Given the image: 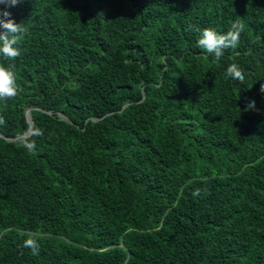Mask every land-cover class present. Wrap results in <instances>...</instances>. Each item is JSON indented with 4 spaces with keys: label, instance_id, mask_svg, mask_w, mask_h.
<instances>
[{
    "label": "trees",
    "instance_id": "1",
    "mask_svg": "<svg viewBox=\"0 0 264 264\" xmlns=\"http://www.w3.org/2000/svg\"><path fill=\"white\" fill-rule=\"evenodd\" d=\"M0 11L28 29L0 56L19 88L0 101V264H264V0ZM236 20L219 63L197 46L192 26Z\"/></svg>",
    "mask_w": 264,
    "mask_h": 264
},
{
    "label": "clouds",
    "instance_id": "2",
    "mask_svg": "<svg viewBox=\"0 0 264 264\" xmlns=\"http://www.w3.org/2000/svg\"><path fill=\"white\" fill-rule=\"evenodd\" d=\"M22 2L23 0H0V5H4L5 8H8L14 7ZM192 30L198 33V38L196 40L197 46L203 49L206 55L214 57L219 63L226 49H235L238 46L240 35L244 30V25L238 20L233 21L229 29L224 33L217 32L211 27L201 29L192 26ZM27 32L28 29L26 26L21 22H15L10 12L0 11V56L9 60H15L20 55L17 44L23 39ZM14 67V64L5 66L3 63H0V101L15 98L18 94L19 88ZM226 75L236 81L243 82L245 79L243 70L240 65L235 62L227 66ZM260 92L264 93V83L260 85ZM254 106L255 102L250 101L247 108L251 109L254 108ZM26 117L28 121L30 119L32 124L29 125L23 137H27L32 133L33 121L31 120L28 110L26 111ZM4 123L3 117H0V125ZM35 134H39V132L37 131ZM22 147L29 152H34L36 144L33 140L22 141ZM24 247L29 248L33 255L39 254V244L35 238L25 239Z\"/></svg>",
    "mask_w": 264,
    "mask_h": 264
},
{
    "label": "water",
    "instance_id": "3",
    "mask_svg": "<svg viewBox=\"0 0 264 264\" xmlns=\"http://www.w3.org/2000/svg\"><path fill=\"white\" fill-rule=\"evenodd\" d=\"M29 121H30V119H29ZM32 124V122L30 121V125Z\"/></svg>",
    "mask_w": 264,
    "mask_h": 264
}]
</instances>
